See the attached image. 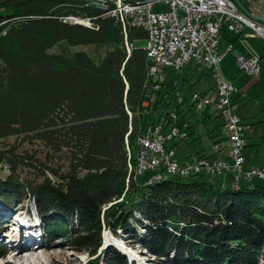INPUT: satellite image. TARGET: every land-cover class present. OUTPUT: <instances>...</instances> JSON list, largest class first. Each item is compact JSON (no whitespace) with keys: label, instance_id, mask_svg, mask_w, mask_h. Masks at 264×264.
Masks as SVG:
<instances>
[{"label":"trees","instance_id":"1","mask_svg":"<svg viewBox=\"0 0 264 264\" xmlns=\"http://www.w3.org/2000/svg\"><path fill=\"white\" fill-rule=\"evenodd\" d=\"M102 13L76 0H0V200L10 208L32 198L46 237L90 257L105 228L124 232L153 264H264L263 185L232 188L203 174L138 183L137 137L170 124V93L166 83V97L149 87L144 51L132 45L144 33L129 29L128 54L121 27ZM60 44L104 53L49 52ZM8 137L19 140L3 143ZM33 142L46 149L43 159L21 147ZM99 262L129 264L113 247L86 264Z\"/></svg>","mask_w":264,"mask_h":264},{"label":"built area","instance_id":"2","mask_svg":"<svg viewBox=\"0 0 264 264\" xmlns=\"http://www.w3.org/2000/svg\"><path fill=\"white\" fill-rule=\"evenodd\" d=\"M86 6L111 8V17L120 27L124 37L127 53L131 44L127 43L129 29H139L144 33L145 47L142 49L147 62V77L149 87L154 92H162L168 96L165 87V72L181 71L189 63H195L199 68L206 69L214 82L213 96L199 93L191 95V103L197 111L212 105L222 119V128L227 137L228 158L223 157H193L183 162L176 159V151L171 147L175 140L187 141L188 135L177 126V113L174 108L167 111L170 124L165 127L162 120L150 126L137 137L134 174L150 172L144 183L158 176L188 177L203 174L208 178L225 176L230 173L234 182L241 180L249 183L254 179L264 180V165L260 167H245L243 149L246 143V133L250 125L241 122L231 107V97L236 88L219 78L217 64L225 54L231 51L227 45L218 51L221 38L220 31L239 35L245 29L253 31L264 38V25L245 16L232 0H76ZM164 2L168 9L154 12L152 7ZM248 10L247 3H242ZM249 11V10H248ZM251 13V12H250ZM256 16L255 14L251 13ZM63 21L77 22L78 18L67 16ZM91 26L90 18L82 19ZM240 68L258 77L260 74L259 59L256 57H236ZM153 100V97L151 98ZM173 104H182L178 94L170 99ZM128 149V148H127ZM214 153H219L222 146L214 144ZM128 170L132 171L129 162Z\"/></svg>","mask_w":264,"mask_h":264},{"label":"crops","instance_id":"3","mask_svg":"<svg viewBox=\"0 0 264 264\" xmlns=\"http://www.w3.org/2000/svg\"><path fill=\"white\" fill-rule=\"evenodd\" d=\"M220 34L218 51H222L229 44L232 48L218 62L217 72L221 80L236 88V92L231 97V107L241 122L250 125L243 149L245 167H260L264 165V48L260 44L261 42L256 41V39L261 37L254 35V32L249 29H245L239 35L231 34L222 29ZM237 56L258 58L259 76L255 77L246 70L239 69L236 62ZM202 78L207 79L205 86H202ZM165 83L170 98L174 94H178L183 100L182 104L171 103L172 108L177 113V122L182 123V128L188 135L187 141H181L175 147L177 161L183 162L186 159L201 156L209 158L220 156L229 161L227 137L222 128L221 117L218 116L212 105H207L203 110L197 111L191 103L193 93L213 96L214 82L210 73L191 62L181 71H166ZM197 85L201 87V90H195L194 87ZM193 110L197 111L203 122L209 121L212 125V128L208 130V135L212 139L209 151L196 149L195 139L198 138L195 135L196 131H187L190 119L193 117ZM214 144L222 146L219 153H214L212 149ZM230 178L231 174L228 173L225 176L214 178L213 181L227 186L231 181ZM245 184L243 183V185Z\"/></svg>","mask_w":264,"mask_h":264},{"label":"rangeland","instance_id":"4","mask_svg":"<svg viewBox=\"0 0 264 264\" xmlns=\"http://www.w3.org/2000/svg\"><path fill=\"white\" fill-rule=\"evenodd\" d=\"M241 3H247L249 12L264 18V0H239ZM87 6V5H86ZM89 6V5H88ZM97 8V7H96ZM102 11L100 8H97ZM168 9V5L164 2H159L152 7L154 12H163ZM103 16V13H102ZM107 17V16H106ZM77 18V17H76ZM86 18V17H85ZM89 18V17H88ZM81 19V18H78ZM88 25V24H86ZM254 35H256L254 33ZM257 36V35H256ZM261 37V36H259ZM256 41H260L261 45L264 48V38H258ZM128 43V42H127ZM129 44V43H128ZM134 48L143 49L145 47V40L139 39L132 42ZM82 50L87 53L90 57L97 59L104 53V49L101 47H95L93 45L86 46H76L68 48L64 44L57 45L49 50V52H60L66 51L69 53ZM127 52V51H126ZM193 66V65H190ZM239 69V65L237 64ZM244 71V70H243ZM202 86H205L207 83L206 78H202ZM195 90H201L200 86H195ZM193 117L190 119V125L187 128V131H196V143L195 148L202 151H209L211 146V138L208 135V130H210L212 125L209 121H202L201 116L197 111H192ZM19 139L15 137H8L3 140L5 144H13L18 142ZM25 150L38 155L43 159V154L46 152V149L43 148L39 143H23L21 146ZM130 150L129 148L127 149ZM128 155V153H127ZM53 163H57L56 160ZM128 165V164H127ZM132 166V165H131ZM150 172H145L144 174H138L136 176L138 183H143L145 179L150 176ZM7 175L6 167L0 168V178H4ZM21 177L32 178L33 173L31 170L22 169L20 170ZM231 181L227 185L231 187L234 183V180L231 176ZM154 179L151 182L146 184L153 183ZM256 183H259L264 186V180H253ZM244 181H240L239 185H243ZM237 188V187H235ZM13 203L10 204V208L4 206L3 202L0 200V249H2V255H0V264H86L90 259L96 258L100 254V258L103 257V254L110 247H117L114 241L111 239H118L124 242V247L132 249L137 257H140L144 260L145 264H153L155 258L153 255L149 254L145 249H143L139 244L130 242L124 232L117 230V236L111 234L107 229L103 228L101 231L102 243L105 239H108V243H112L113 246H107L103 248L102 244L97 250V255L90 257L87 252H78L70 249V247L65 245L64 237H52L47 238L45 233L42 230V223L37 215L32 198L22 197L18 201L12 200ZM135 216L139 218L138 213L134 212ZM131 223L132 220L130 219ZM144 222H146L144 220ZM104 227V226H103ZM136 227V226H135ZM118 248V247H117ZM119 249V248H118ZM122 251V250H121ZM20 259L13 260L12 256L16 253ZM125 257L128 256L126 252ZM127 260L129 257H126ZM130 259V258H129ZM135 259V258H132ZM12 263H8V261ZM136 260V259H135ZM137 262V260H136ZM99 264H104L100 263ZM130 264V263H129ZM136 264V263H134ZM259 264H262V261L259 260Z\"/></svg>","mask_w":264,"mask_h":264},{"label":"bare ground","instance_id":"5","mask_svg":"<svg viewBox=\"0 0 264 264\" xmlns=\"http://www.w3.org/2000/svg\"><path fill=\"white\" fill-rule=\"evenodd\" d=\"M100 9L104 12V15H111V8H107L105 6H100ZM78 23H82L84 25L88 24L86 21H83L82 19H78L77 20ZM168 178V176H158L156 177V179H154L153 182H159V181H163V180H166ZM152 180H150L149 182H151ZM114 241L115 245L122 251L126 252L128 256L126 257H129L130 259L132 258H135L137 260V264H145L144 260L140 257H137L135 255V253L133 252L132 249H129L127 247H124V242L121 241V240H118V239H111L110 241ZM108 242V239H105V243L103 244V248L107 247V246H104L105 244H107ZM18 254H21V252L19 253H16L12 256V261L13 260H17V259H20V256H18ZM12 261H8V263H12Z\"/></svg>","mask_w":264,"mask_h":264},{"label":"water","instance_id":"6","mask_svg":"<svg viewBox=\"0 0 264 264\" xmlns=\"http://www.w3.org/2000/svg\"><path fill=\"white\" fill-rule=\"evenodd\" d=\"M236 5H237V7L239 8V10L245 15V16H247L248 18H250L251 20H254V21H256V22H258V23H260V24H262V25H264V18L263 17H260V16H254V15H252L248 10H247V8L239 1V0H232ZM95 6L97 7V8H100V5L99 4H97V3H95ZM74 23H78V22H74ZM78 24H81V25H84V24H82V23H78ZM87 26V25H86ZM129 171V170H128ZM131 172V171H130ZM129 172V173H130ZM207 177V176H206ZM218 177H221V176H218ZM216 178V177H215ZM210 179H214V178H210ZM244 183H246V182H244ZM240 185H239V182L238 183H233L232 184V188H235V187H239ZM103 244H104V240H103V243H102V246H103ZM113 246V244L112 243H108L107 244V246ZM114 248L116 249V250H118L121 254H123L124 256H125V253H123L120 249H118L117 247H115L114 246ZM128 262L130 263V264H134V263H136L137 264V262H136V260L135 259H129L128 258Z\"/></svg>","mask_w":264,"mask_h":264}]
</instances>
